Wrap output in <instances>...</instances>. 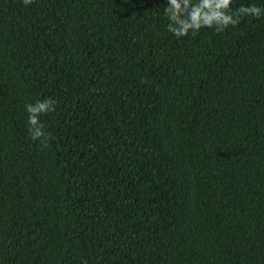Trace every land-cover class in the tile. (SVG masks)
<instances>
[{"label": "trees", "instance_id": "obj_1", "mask_svg": "<svg viewBox=\"0 0 264 264\" xmlns=\"http://www.w3.org/2000/svg\"><path fill=\"white\" fill-rule=\"evenodd\" d=\"M165 2L0 0V264H264V16Z\"/></svg>", "mask_w": 264, "mask_h": 264}, {"label": "clouds", "instance_id": "obj_2", "mask_svg": "<svg viewBox=\"0 0 264 264\" xmlns=\"http://www.w3.org/2000/svg\"><path fill=\"white\" fill-rule=\"evenodd\" d=\"M33 0H21L24 6ZM234 0H166L159 15L166 19L165 29L174 37L195 34L202 28L223 31L236 26L245 16H264V0H249L233 7ZM56 101L52 97L35 99L24 104L25 126L28 139L38 141L46 138L45 122L41 119L55 110ZM81 264H88L86 259Z\"/></svg>", "mask_w": 264, "mask_h": 264}]
</instances>
